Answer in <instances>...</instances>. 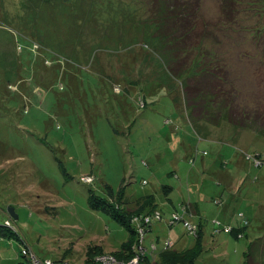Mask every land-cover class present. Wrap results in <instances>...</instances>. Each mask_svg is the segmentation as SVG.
I'll return each mask as SVG.
<instances>
[{
	"label": "rangeland",
	"instance_id": "obj_1",
	"mask_svg": "<svg viewBox=\"0 0 264 264\" xmlns=\"http://www.w3.org/2000/svg\"><path fill=\"white\" fill-rule=\"evenodd\" d=\"M188 1L186 13L200 20L189 42L210 49L205 61L222 53L217 67L235 82L228 88L237 99L229 103L239 117L240 105L264 95V0H224L225 7L223 0ZM161 2L0 0V223L10 207L18 215L11 216L13 238L0 237V264H32V253L55 264H104L110 256L113 263L164 264L184 254L194 255L195 264H264V138L247 129L236 146L226 137L234 122L215 126L194 116L184 79L169 72L177 59L158 36L165 26ZM33 41L46 55L38 58V74ZM194 50L189 61L197 58ZM52 58L62 59V67ZM250 115L262 117L264 127V110ZM256 152L261 165L247 159ZM86 175L92 184L81 182ZM163 185L176 189L167 194ZM149 194L156 207L149 209L150 199L136 203ZM236 194L241 201L233 206ZM97 199L134 210L136 235L130 238ZM185 205L193 226L170 220L173 212L184 218ZM153 215L161 217L148 230L162 221L167 228L152 236L170 246L159 254L154 244L156 262L145 260L152 251L140 243L142 222ZM231 225L247 233L236 238L226 229ZM192 229L196 242L187 233ZM182 233L188 250L174 251L168 238ZM126 243L132 254L121 250Z\"/></svg>",
	"mask_w": 264,
	"mask_h": 264
},
{
	"label": "trees",
	"instance_id": "obj_2",
	"mask_svg": "<svg viewBox=\"0 0 264 264\" xmlns=\"http://www.w3.org/2000/svg\"><path fill=\"white\" fill-rule=\"evenodd\" d=\"M221 4L223 7L226 6L224 5V0L221 2ZM192 7L193 6H191V1H188V0L183 5L177 3L176 0H163V2H161V6L158 7L159 11H161L163 15L161 17H163L164 22H165V26L163 28L164 30H160L159 28L158 36L162 40L163 46L166 45V43L169 44L166 47H164V49L169 50L171 53H173L177 59L172 64H169L170 74L174 77L184 79V82L182 84L184 87L186 101L191 106L192 113L194 114L196 118L200 120H207L208 122H210L211 124L215 126H219V125L221 126L222 124L226 123V121L227 123L234 122L233 124L251 129L255 131L258 136L264 138V127L262 125L263 123L262 117L258 119V118H253L250 115L251 111H261L262 112V110H264V95L261 96L256 101H254L250 105H240V107L242 108V115L239 117H233V112H235L236 110L232 109V112H231L230 107H233V106L232 104L229 103V101L234 103L237 98L236 96L234 97L231 96L233 89H229L228 87H231V85H234L235 82L231 78L229 79L230 77L229 71L223 70L225 71L223 72L225 73V75L224 77H222L220 70H218L217 65L220 64V60H221L220 54L222 53H219L215 56H211V59L209 61H205L211 55L210 49H207V48L202 49L198 45L195 47H192L191 43L189 42L191 40L190 39L191 30L198 29L200 25V20L198 23H196V20L192 19V18H196L197 16L196 13H192V12L186 13V10L188 9L191 10ZM166 28L168 29V31L166 30ZM199 38H202V35H199ZM187 42L190 43V45L187 46L186 45ZM35 44H39V43L37 41H33L31 42V45L29 48L31 52L33 53L34 58L36 59V61H33L32 63V66L34 67L33 71L34 73L38 74L40 71H42V68L40 67L41 64L38 63V58L42 57L44 53H43L42 46L39 44L40 48L35 49L34 47ZM197 47L199 48L198 53H196L197 56H195L197 58L195 59L193 58L192 60L189 61V58L190 57L192 58L191 51H193L194 49H197ZM187 48H190V49H187ZM185 51L186 52L190 51V52L187 53V55L183 57L182 54ZM44 57H46V55H44ZM52 59H54L52 64L47 63V61H49L47 59L45 60V64L47 66H50L48 64H51V65L58 64L59 67H62V59L60 58H52ZM205 75H207L206 79H204ZM216 79L217 81L218 80L220 81L223 80V81L221 83H218ZM21 82L22 81H20V83ZM11 88L12 90L20 89V87L17 85L9 86L10 90ZM18 91L19 93H21V95L23 94L22 90H18ZM23 96L24 98H26L24 94ZM28 102H31V98L28 100ZM139 103L141 102L139 101ZM240 110H241L240 108H237V111H240ZM256 113L257 112H253L251 114H256ZM255 154H258L257 157L262 159L261 158L262 156L259 157V155H262L261 153L256 152ZM81 182L84 184H92L94 181L84 182L81 180ZM167 188H168L167 186L163 187L164 190H166ZM110 194L113 197L115 195L113 191L109 192V196ZM121 199L123 200V197ZM121 199L119 201H121ZM147 199H150V202H151L149 209H151V207L153 206L156 207L158 205L153 195L146 196L143 199L144 202ZM97 200L99 201V199ZM91 203L93 204V206L97 205L95 200L94 201L92 200ZM99 203H101L100 207L103 210H106L108 213L112 214L115 219L120 221L125 227H127L130 230V238L132 235L134 234L136 235V232H137L136 228H139L140 224L136 223L137 220L135 222L134 221L131 222L133 218L135 217V215L137 214V213L136 214L133 213L134 210H130V208H124L127 210V212L119 211L117 207L123 209L121 202L117 203V207L115 205L108 204L107 202H105V199L100 200ZM186 208H187V212H192L190 205H187ZM7 212L8 210H6V213H5L6 218L4 219V222L0 223V237L10 239V238H13L12 234L13 233L15 234V232L10 230V228L12 229L14 228H13L11 214L9 215ZM131 215L134 217H131ZM14 218L15 217H13V220L17 219V218L15 219ZM154 221L156 220L152 221L151 219L150 222H142V224H144L143 227L145 228V232L142 233L141 243L145 245L148 250L153 249L152 247L153 243L158 244V245L160 243V241H157V242H153L152 244L149 243L148 244L149 246L146 245L149 240V238H147L148 236L147 233L149 232L148 226L151 225ZM245 221H247V219ZM161 222L162 221H160V223ZM198 224H196L197 228L200 227L201 229V224L199 222ZM228 231L232 236L236 238H239L241 233L244 232V230H242V227H239V226L237 227L232 226L231 229ZM187 233L190 235V237L194 236L193 238L195 239V242H196L197 240L196 230L195 232H191L188 230ZM127 245H128L127 243L124 244L121 250L129 249L130 253L132 254L133 249H131V246H127ZM157 247L158 249L156 251L162 250L165 248L168 250L170 249V246L169 245L167 246L165 241L164 243H160V246H157ZM24 251L27 252V250L22 249L21 253H25ZM164 252L166 251H163V253ZM146 256H148V254H146ZM146 256H145V260L146 259L149 260V258ZM173 258L174 260H172L170 263L164 262V264H195L194 255L192 256H187L186 254H184L183 256L174 255Z\"/></svg>",
	"mask_w": 264,
	"mask_h": 264
},
{
	"label": "crops",
	"instance_id": "obj_3",
	"mask_svg": "<svg viewBox=\"0 0 264 264\" xmlns=\"http://www.w3.org/2000/svg\"><path fill=\"white\" fill-rule=\"evenodd\" d=\"M9 86H12V85H9ZM9 89V88H8ZM12 89V88H11ZM10 90V89H9ZM11 91V90H10ZM227 124H229V123H227ZM231 124V123H230ZM220 126V125H219ZM235 126V128H233ZM229 127H232L231 129L229 128ZM228 128H229V130H230V132H229V135H226V137L227 138H229V139H231L232 140V142H233V144H235L236 146H238V144H240L239 142H240V140L243 138L242 136L243 135H245V133H247L246 132V130L248 129V128H245V127H241V126H239V125H235V124H233V126H229ZM237 127L239 128L240 127V130H239V132H238V130H237ZM203 129L205 130V132H207V133H211V132H213L212 131V129H210V128H208L207 126H203ZM228 130V131H229ZM226 131V130H225ZM223 135L225 134V132L224 133H222ZM222 135V136H223ZM234 137V140L232 139ZM201 139V138H200ZM245 142H243V144H244ZM197 152V151H196ZM193 154V153H192ZM194 157H197V155L196 154H194ZM193 156L192 157H190L189 158V160L191 159V158H194ZM245 161V160H244ZM191 173V172H190ZM189 174V173H188ZM230 180H231V177H229V175L228 174H226V175H224L223 176V181H221L222 182V184H225V185H227L229 182H230ZM221 184V183H220ZM165 186H167L168 188L166 189V190H164V193H167V194H169L170 192H172L173 190H175L176 189V187L173 185V187L171 186V185H163V187H165ZM153 194H149V195H145V196H142L141 198H139V199H137V201H136V203H139V204H143V202H144V198L146 197V196H152ZM154 196V195H153ZM235 200L233 201V206H235V205H238V202L239 201H241V198L240 197H238V195L236 194L235 196ZM147 198H149V197H147ZM154 198H155V196H154ZM171 199V198H170ZM173 202V201H172ZM190 203H191V205H192V208H193V210L195 211H193L194 212V214H197L198 215V211L200 210V208L198 207V204L197 203H195L193 200H190L189 201ZM188 202V203H189ZM184 203V202H183ZM182 203V204H183ZM185 203H187V201L185 202ZM241 204V203H240ZM175 207H176V205L174 204V209H173V211L175 210ZM203 217H200V221H199V223L202 225V223H203ZM165 227V228H167L166 227V225L164 224V223H157V224H155V225H153V227L151 228V230H149V233H148V236L150 235V237H149V240H148V243L146 244L147 246H149L148 244L150 243V244H152L153 242H157V240L158 241H160L161 239H159L158 237L159 236H152V234H153V232H155V231H157V230H161L162 229V227ZM231 226H233V225H231ZM237 227V226H236ZM239 227H242V225L241 226H239ZM177 228V226L176 227H174V229H176ZM168 229H172V227H168ZM174 229L172 230V231H174ZM247 230H248V228L247 229H245L244 231H246L245 233H247ZM157 235V234H156ZM157 238V239H156ZM176 238V235L174 236V238L172 237V238H168V239H170V240H173V243H174V251L177 249V250H179V249H181V250H188V249H186V246H187V244H188V241L186 240L187 239V237L185 236V234L184 233H182L181 234V237H179L180 239L179 240H177V239H175ZM155 239H156V241H155ZM183 239V240H182ZM154 244L155 243H153V245H152V247L154 246ZM157 246H160V243H159V245L158 244H156ZM190 249V248H189ZM150 251H152V250H150ZM156 252H159V254H161V253H163V250H158V251H156ZM158 254V255H159ZM155 252H153L152 251V253H149L148 252V258H149V261L150 262H156L157 261V259H159V256H158Z\"/></svg>",
	"mask_w": 264,
	"mask_h": 264
},
{
	"label": "built area",
	"instance_id": "obj_4",
	"mask_svg": "<svg viewBox=\"0 0 264 264\" xmlns=\"http://www.w3.org/2000/svg\"><path fill=\"white\" fill-rule=\"evenodd\" d=\"M35 49H39L40 48V46H39V44H35ZM47 63H50L49 61H47ZM247 159H251V161H253L255 164H259V165H261L262 163H263V161H262V159H260V158H257V157H255V156H253V157H251V156H247ZM81 180L82 181H84V182H89V181H91V176H89V175H86V177H81ZM183 210H184V213H185V217L184 218H180L179 217V215L178 214H176V213H172L171 214V217H170V220H171V222L172 223H177L179 220H183L184 221V224L187 226V225H192L193 226V224H191L188 220H187V217H186V214H187V208H186V205H185V207L183 208ZM158 217V218H157ZM160 217L161 216H155V215H153L152 217H150V218H147V222H150L151 221V219H152V221L153 220H160ZM246 223H248V221H245ZM152 223V222H151ZM194 228V227H193ZM226 229H228V230H230L231 229V227L230 228H226ZM189 231H191V232H193V229L192 230H189ZM144 233V232H143ZM141 240H142V238H141ZM140 240V241H141ZM141 243V242H140ZM167 245V244H166ZM168 246V245H167ZM33 255V256H32ZM146 255V254H145ZM138 255H136V257H137ZM107 261L104 263V264H124V262H118V261H115V263H113V261H114V257L113 256H110V257H107ZM136 260L135 261H133L131 264H139L138 262H137V258H135ZM31 260H32V264H55L54 262V260H52L51 258H39L38 256L36 257L35 255H34V253H32L31 254ZM116 260V259H115Z\"/></svg>",
	"mask_w": 264,
	"mask_h": 264
},
{
	"label": "water",
	"instance_id": "obj_5",
	"mask_svg": "<svg viewBox=\"0 0 264 264\" xmlns=\"http://www.w3.org/2000/svg\"><path fill=\"white\" fill-rule=\"evenodd\" d=\"M9 212L11 213V216H14L15 218H18V215L15 213L14 208H8Z\"/></svg>",
	"mask_w": 264,
	"mask_h": 264
}]
</instances>
